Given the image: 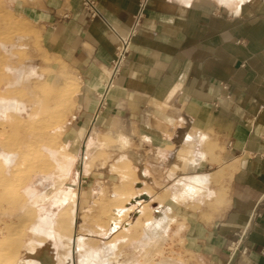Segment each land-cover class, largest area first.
Segmentation results:
<instances>
[{
    "label": "crops",
    "instance_id": "0c3cea01",
    "mask_svg": "<svg viewBox=\"0 0 264 264\" xmlns=\"http://www.w3.org/2000/svg\"><path fill=\"white\" fill-rule=\"evenodd\" d=\"M138 19L97 114L118 35ZM66 92L78 120L46 136L68 162L53 158V174L35 176L20 206L0 204L1 226L36 216L16 264H122L109 237L127 214L148 223L139 251L149 257L133 264H172L158 259L167 231L177 236L171 256L187 264H264V0H0V122L45 121ZM20 164L0 147L8 177ZM165 209L169 223L152 229Z\"/></svg>",
    "mask_w": 264,
    "mask_h": 264
},
{
    "label": "rangeland",
    "instance_id": "374dc122",
    "mask_svg": "<svg viewBox=\"0 0 264 264\" xmlns=\"http://www.w3.org/2000/svg\"><path fill=\"white\" fill-rule=\"evenodd\" d=\"M72 83L71 85H73ZM71 88V87H70ZM73 89V88H72ZM72 94V92H70ZM62 105L57 106V112L55 115L49 116L45 121L36 122V123H28L23 124L19 121H14L12 123L11 117H9L8 122H0V147L1 149L13 156L14 152H17L19 157L21 158V164L17 166L13 171H11V176L8 177L5 172L0 169V204L3 203H12L14 206H20L21 202L25 201V189H27V185L29 182V186L32 187L33 180L37 175H45L53 174V170L56 165L53 162V158H57L59 161L63 163H67L68 159L63 155V153L55 148V138L50 136H46L47 133L53 131L54 129L61 127L63 124L67 123L68 117L70 116V120L74 117L73 113L71 114V108L69 107V96H65L61 98ZM26 134H30V141L25 143L20 140V135L22 132ZM46 137V138H45ZM50 152H58L57 157L49 155L47 150ZM25 150V151H23ZM61 164H58L60 166ZM24 167V174L21 176H16V171L18 168ZM24 171V170H23ZM59 174V172H58ZM64 183V182H63ZM56 184H62V181L58 179ZM30 187V189H31ZM44 190V189H43ZM46 190V189H45ZM44 191H42L41 196H44ZM115 194L121 195L120 191H115ZM43 197V198H44ZM42 201V200H41ZM128 206L124 207L123 211L125 213L128 211ZM112 210H121V204L118 206H111ZM2 209L0 208V212ZM32 212V210H31ZM149 217L148 215H145ZM144 218L147 220V218ZM29 219H32L31 213L29 214ZM150 219V218H149ZM148 219V220H149ZM124 224L121 223L120 229H127L128 226L135 222L133 215L127 214L124 218ZM118 223V220H115ZM115 223L114 221H111ZM70 221L65 220L63 218L57 221V232L59 234L64 235V242L67 243L70 239L67 235L70 226ZM116 223L111 226L115 227L114 230L110 232V245L115 246V250L117 249V245H121V263L122 264H133V262L140 257L146 255L149 257L150 249L144 253L140 250V245H143V239L149 240V236L145 235V230L148 227V223H137V227L133 232H128L127 234H123L119 237L117 232ZM116 225V226H115ZM11 225H6L5 223L0 225V229L6 228V230L11 229ZM119 226V225H118ZM61 236V235H60ZM159 247H158V259L162 260H172V264H187L184 260V257L180 255L171 256V248L172 245L176 244L177 236L169 234V232H164L163 234L160 232L157 236ZM178 244L181 245V241H178ZM17 246V244L15 245ZM113 246V247H114ZM69 255V253H68ZM124 261V263H123Z\"/></svg>",
    "mask_w": 264,
    "mask_h": 264
},
{
    "label": "bare ground",
    "instance_id": "6f19581e",
    "mask_svg": "<svg viewBox=\"0 0 264 264\" xmlns=\"http://www.w3.org/2000/svg\"><path fill=\"white\" fill-rule=\"evenodd\" d=\"M75 86V85H74ZM67 97L71 96L70 92H66L63 94L62 97ZM9 162V158L6 159ZM25 169L27 168H19L16 172V176H21L25 172ZM24 170V171H23ZM26 173V172H25ZM60 187H52L50 189H47L45 193V197L42 198L41 203L45 204L48 202H52L53 197L57 193L58 189ZM133 209V208H132ZM164 215L161 214L160 217L155 218L151 221L150 227L156 228V229H163L165 226L169 223L170 219L172 218V213L170 210L165 209ZM146 215L149 214L147 210L144 211ZM32 219H29V217L22 219L21 225L18 227H11V229L6 230V228H3L1 230V235H0V264H16L17 262V256L19 252V248L21 245V242L25 235L27 234V229L28 227L34 222L35 217L31 216ZM137 227V224H131L130 226L127 227V229H121L118 236L121 237L122 233L127 234L129 231L133 232ZM121 235V236H120ZM42 241H44L45 237H39ZM46 240V239H45ZM46 243V242H45ZM17 244V246H15ZM69 248H72L71 245L68 246ZM21 264H27L26 262H23Z\"/></svg>",
    "mask_w": 264,
    "mask_h": 264
},
{
    "label": "built area",
    "instance_id": "2783aa9c",
    "mask_svg": "<svg viewBox=\"0 0 264 264\" xmlns=\"http://www.w3.org/2000/svg\"><path fill=\"white\" fill-rule=\"evenodd\" d=\"M92 3H85V8L87 11H90L92 8ZM94 15V13L92 12ZM139 22L138 19L135 26L130 29L125 35H118L119 38V44L116 47V55L113 58L112 66L110 69V78L105 86V90L102 94H100L99 101H98V107H97V114H101L105 111L107 103L105 101L106 95L108 92H110L112 89L116 87V80L121 75L123 68L125 67L128 57L131 53V47L133 40L136 38L138 34V28H139ZM223 89H226L225 85H222ZM73 121H77V116H74L72 118ZM230 253L233 255L238 251V248L235 247V245H232L229 249ZM261 255L264 257V242L261 244Z\"/></svg>",
    "mask_w": 264,
    "mask_h": 264
}]
</instances>
